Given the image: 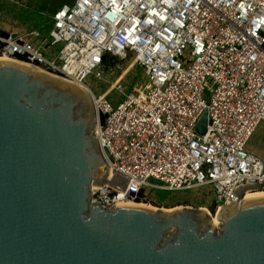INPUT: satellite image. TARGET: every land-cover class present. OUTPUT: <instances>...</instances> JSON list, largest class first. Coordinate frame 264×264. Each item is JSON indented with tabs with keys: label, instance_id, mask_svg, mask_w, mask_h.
I'll return each mask as SVG.
<instances>
[{
	"label": "built area",
	"instance_id": "1",
	"mask_svg": "<svg viewBox=\"0 0 264 264\" xmlns=\"http://www.w3.org/2000/svg\"><path fill=\"white\" fill-rule=\"evenodd\" d=\"M50 21L43 40L37 29L2 31L0 57L83 85L104 116L95 137L126 188H91L93 204L146 200V188L211 186L217 212L238 202L235 189L264 183V161L247 150L264 127V0H73ZM126 59L147 82L113 107L84 82L106 81L105 64ZM110 87L124 94L120 83Z\"/></svg>",
	"mask_w": 264,
	"mask_h": 264
},
{
	"label": "water",
	"instance_id": "2",
	"mask_svg": "<svg viewBox=\"0 0 264 264\" xmlns=\"http://www.w3.org/2000/svg\"><path fill=\"white\" fill-rule=\"evenodd\" d=\"M103 121L75 83L0 62V264H264V196L242 198L264 183L235 189L216 228L191 207L93 204L91 188H126L98 146Z\"/></svg>",
	"mask_w": 264,
	"mask_h": 264
},
{
	"label": "rangeland",
	"instance_id": "3",
	"mask_svg": "<svg viewBox=\"0 0 264 264\" xmlns=\"http://www.w3.org/2000/svg\"><path fill=\"white\" fill-rule=\"evenodd\" d=\"M73 0H1L0 1V31L13 33H26L28 30L36 28L41 36V40L47 37L50 30L51 13L59 5H69ZM44 13V14H40ZM61 46H54L44 57L52 60ZM106 81H100L93 75L88 76L84 84L95 95H104L106 100L113 106L122 102L125 95L134 88L143 87L147 80L141 68L135 66L131 60L112 62L105 64ZM120 83L124 86V94L111 90L113 83ZM210 94L205 92L204 100L208 102ZM253 138V137H252ZM253 146L259 147L263 151L264 161V131L258 134L251 141ZM150 183L156 181L150 179ZM146 200H138L137 203H147L156 209H177L179 207H191L193 209L205 208L210 216H214L213 197L214 191L211 186H205L188 191L167 192L158 189H145Z\"/></svg>",
	"mask_w": 264,
	"mask_h": 264
},
{
	"label": "bare ground",
	"instance_id": "4",
	"mask_svg": "<svg viewBox=\"0 0 264 264\" xmlns=\"http://www.w3.org/2000/svg\"><path fill=\"white\" fill-rule=\"evenodd\" d=\"M0 62H14V61H12V60H10V59H7V58H1L0 57ZM28 66V65H27ZM65 80H67V79H65ZM68 81V80H67ZM77 85V84H76ZM82 90H84V91H86V89H85V87L83 86V85H78ZM110 89H112V87H110ZM87 92V91H86ZM99 128V126L97 125L96 126V128H95V131L97 130ZM260 196H264V191H249V192H246L245 193V196H244V200L245 199H250V198H254V197H260ZM243 200V201H244ZM133 205H135V206H140V207H144V208H148V209H152V210H161V211H173V210H176V209H156V208H154V207H152L150 204H147V203H137V202H126V203H124L122 206H133ZM220 209H222V208H220ZM219 209V210H220ZM199 210H201V211H203V212H205V214H207L208 216H210L209 215V213H208V211L205 209V208H200ZM218 212L219 211H217L216 212V214L214 215V216H210V218H211V226H214L215 228L217 227V226H219V224H220V220L218 221V219H217V215H218Z\"/></svg>",
	"mask_w": 264,
	"mask_h": 264
},
{
	"label": "crops",
	"instance_id": "5",
	"mask_svg": "<svg viewBox=\"0 0 264 264\" xmlns=\"http://www.w3.org/2000/svg\"><path fill=\"white\" fill-rule=\"evenodd\" d=\"M1 1V0H0ZM62 5H59L56 9H58L59 7H61ZM55 9V10H56ZM54 10V11H55ZM53 11V12H54ZM52 12V13H53ZM51 13V14H52ZM40 14H44V13H40ZM50 18V17H49ZM33 29H36V28H33ZM2 31V30H1ZM5 32H7V31H5ZM9 32V31H8ZM264 131V127L263 126H260V127H258L257 128V130H256V132L254 133V135L252 136L253 138H255L258 134H260L261 132H263ZM251 137V139L249 140V142H248V145H247V150L251 153V154H253V155H255V156H257L259 159H263V151H262V149H260L259 147H255V146H253V144L251 143V141L253 140V138Z\"/></svg>",
	"mask_w": 264,
	"mask_h": 264
}]
</instances>
